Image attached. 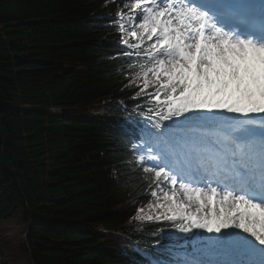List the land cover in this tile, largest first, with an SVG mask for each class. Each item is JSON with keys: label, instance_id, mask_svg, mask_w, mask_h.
I'll use <instances>...</instances> for the list:
<instances>
[{"label": "trees", "instance_id": "trees-1", "mask_svg": "<svg viewBox=\"0 0 264 264\" xmlns=\"http://www.w3.org/2000/svg\"><path fill=\"white\" fill-rule=\"evenodd\" d=\"M125 4L0 0V264H141L128 237L172 241L170 224L138 219L156 184L118 125L141 62L115 57Z\"/></svg>", "mask_w": 264, "mask_h": 264}, {"label": "snow or ice", "instance_id": "snow-or-ice-1", "mask_svg": "<svg viewBox=\"0 0 264 264\" xmlns=\"http://www.w3.org/2000/svg\"><path fill=\"white\" fill-rule=\"evenodd\" d=\"M124 7L113 21L121 34L115 47L141 61L131 65L137 90L129 103L147 115L140 133L121 134L156 184L150 211L138 208V219L182 234L164 239L191 246V258L175 254L183 264H264V3Z\"/></svg>", "mask_w": 264, "mask_h": 264}, {"label": "rangeland", "instance_id": "rangeland-1", "mask_svg": "<svg viewBox=\"0 0 264 264\" xmlns=\"http://www.w3.org/2000/svg\"><path fill=\"white\" fill-rule=\"evenodd\" d=\"M181 195L183 194L182 192L180 193ZM257 228H259V226L257 225ZM245 235H247V234H245ZM210 258H212V257H210Z\"/></svg>", "mask_w": 264, "mask_h": 264}]
</instances>
